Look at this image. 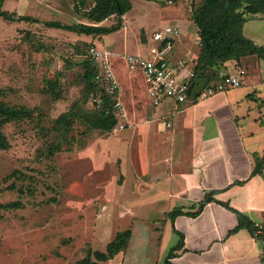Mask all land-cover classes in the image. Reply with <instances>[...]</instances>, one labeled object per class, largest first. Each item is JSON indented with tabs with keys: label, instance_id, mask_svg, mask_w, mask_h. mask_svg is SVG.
<instances>
[{
	"label": "rangeland",
	"instance_id": "1",
	"mask_svg": "<svg viewBox=\"0 0 264 264\" xmlns=\"http://www.w3.org/2000/svg\"><path fill=\"white\" fill-rule=\"evenodd\" d=\"M54 1L57 6L49 3V14L33 10L27 15L91 25L74 12L71 0ZM201 2L131 0L124 29L103 39L0 18V103L34 110L29 119L0 126L8 141L0 150V264H76L89 251H104L116 233L126 230L131 231L127 248L105 264H163V223L179 201L167 198L166 173H175L169 131L162 120L143 124L155 109L148 105L142 77L121 65V100L133 126L113 134L90 128L83 56L92 45L116 54L144 55L140 43L146 34L169 25L178 26L185 36L180 50L197 60L199 40L190 13ZM12 5L7 2L3 10L13 11ZM115 21L111 17L97 26L110 27ZM251 24L260 28L249 38L264 41V18ZM224 65L225 74L240 75L241 86L221 94L246 93L241 106L251 112L247 130L259 132L263 142L264 59L250 56ZM210 72L220 78L219 69ZM166 108L163 104L155 112ZM70 109L76 116L73 125L57 130L55 120ZM184 138L175 137L178 149L187 144ZM13 203L19 206L6 207Z\"/></svg>",
	"mask_w": 264,
	"mask_h": 264
},
{
	"label": "crops",
	"instance_id": "2",
	"mask_svg": "<svg viewBox=\"0 0 264 264\" xmlns=\"http://www.w3.org/2000/svg\"><path fill=\"white\" fill-rule=\"evenodd\" d=\"M51 1L52 3L47 0H4L2 9L4 4L12 2L13 11L10 12L40 19L41 23L51 20H44L37 13L35 15L27 14L33 10L49 14V10L55 5V1ZM124 16L123 27L115 33L124 29ZM257 20L247 21L243 25L242 34L255 44L264 45L262 40L256 38L257 41H255L253 38H249L252 32H257L260 28L251 24ZM20 23L25 24V22ZM154 31L156 30L152 32ZM150 34H146V43H148ZM254 35L259 36L255 33ZM106 36H103L102 39ZM184 40L185 36L181 33L175 42L177 57L188 54V52H182L178 46ZM140 44L145 53V44ZM99 46L105 49L102 45ZM111 53L115 55L112 59V66L119 83L117 74L119 66L124 67L125 71L126 68L120 57L122 54ZM244 60L246 58L240 59L241 62ZM221 70L224 73H221ZM219 74L220 77L239 75L225 74V65L219 69ZM120 93L121 98V85ZM144 95L147 99L146 88H144ZM245 100V92L238 97L217 93L205 100L193 102L187 105L182 112L173 115L170 114L171 102L166 101L163 104L167 106V110L155 112L156 108L153 107L155 110L144 117L143 124L161 122L162 120L169 131L167 133L170 134L169 142L172 143L168 151H170L171 159L174 162L175 173H166L167 198L179 200L173 209L180 210L182 214L176 216L172 222L168 218L165 220L160 243L162 252H168L178 244L179 235L183 236L182 247L175 251V256L171 260L172 264H264V242L256 240L246 229L230 233L238 222L235 212L245 215L255 225L264 226V169L261 175L251 176L253 156H260L264 153V139L262 142L259 139L260 133L254 129L247 130L250 124H246L245 120L249 118L251 112L247 106H241L245 105ZM147 102L150 105L148 99ZM260 126L263 127L262 124ZM151 131L154 134H160L155 128ZM167 133V139H163L167 141L165 145H168L169 134L167 135ZM177 135H184L183 143L187 142L179 149L175 144ZM262 135L264 137L263 132ZM184 156L186 160H182ZM238 182H242V184H236ZM208 193H214L213 198L227 204L229 208L212 201L205 204L197 215H188L195 213L200 208Z\"/></svg>",
	"mask_w": 264,
	"mask_h": 264
},
{
	"label": "trees",
	"instance_id": "3",
	"mask_svg": "<svg viewBox=\"0 0 264 264\" xmlns=\"http://www.w3.org/2000/svg\"><path fill=\"white\" fill-rule=\"evenodd\" d=\"M3 1L0 0L1 19L7 22L40 23L36 18L20 16L15 12L3 10ZM149 1H156L161 4H173L178 0ZM72 2L74 12L82 13V18L88 20L91 25H69L59 21H45L41 22L43 26L49 29H57L86 36H106L119 31L123 27V16L131 10V0H72ZM111 17H114L116 20L112 26H97V24ZM262 17L264 18V0H202L201 4L190 13V20L196 29V35L200 43L199 56L193 68L195 82L206 85L218 80L214 79L215 74L210 71L220 69L226 61L236 60L239 62L240 59L250 56L264 59V45H257L242 34L243 25L247 21L255 20L256 18L262 19ZM141 43L145 44L146 38H143ZM86 50L83 56V64L85 68L84 78H86L90 90L86 102L89 105L91 95L98 90L94 80L97 65L93 60L85 57ZM33 111V109L26 107H8L0 103V126L29 119L32 117ZM90 111L91 113L85 116L89 121V127L107 134H113V129L121 119V114L118 111H109L108 113L103 111L97 112L91 108ZM75 118L76 116H74L72 109H70L55 120L54 127L57 130L67 131L73 125ZM7 147L8 141L0 133V150L6 149ZM263 169L264 153L260 156H253V171L251 176L261 175ZM236 184L241 185L242 182ZM213 195L214 193L206 194L200 208L195 213H189L188 215H197L201 212L205 204L212 201L229 208L227 204L214 199ZM18 206V203H13L6 207L13 209ZM235 213L238 216V222L230 233H235L240 229H246L256 240L261 243L264 242V226H262L260 234L255 235L258 225L253 224L245 215L238 212ZM181 214L182 212L180 210L173 209L167 214V218L172 222L176 216ZM179 236L180 240L178 244L167 252L163 264H172L171 260L175 256V251L181 249L183 236ZM130 237V230L118 232L106 245L104 251H89L87 256L76 264H105L127 248Z\"/></svg>",
	"mask_w": 264,
	"mask_h": 264
},
{
	"label": "built area",
	"instance_id": "4",
	"mask_svg": "<svg viewBox=\"0 0 264 264\" xmlns=\"http://www.w3.org/2000/svg\"><path fill=\"white\" fill-rule=\"evenodd\" d=\"M181 32L178 26H166L150 34L145 44L144 55L122 54L126 71L138 73L146 88V96L154 108L170 101V114H178L189 104L205 100L217 93L236 89L241 86L240 75H225L209 84L195 82L193 68L196 58L188 54L177 57L175 42ZM200 47V43L198 44ZM115 55L96 45L86 50V58L97 65L94 76L97 91L91 95L89 106L93 111H118L121 119L113 133L124 131L133 126L128 119L120 98V85L115 76L112 59ZM262 226H257L255 235L260 234Z\"/></svg>",
	"mask_w": 264,
	"mask_h": 264
}]
</instances>
